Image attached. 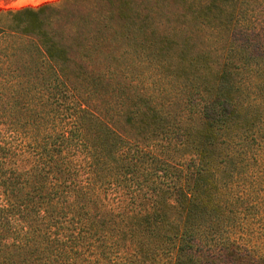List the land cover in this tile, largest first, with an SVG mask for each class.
Masks as SVG:
<instances>
[{
  "label": "trees",
  "instance_id": "16d2710c",
  "mask_svg": "<svg viewBox=\"0 0 264 264\" xmlns=\"http://www.w3.org/2000/svg\"><path fill=\"white\" fill-rule=\"evenodd\" d=\"M258 1L0 9L24 38L0 111L5 87L67 95L60 119L0 118V264H264Z\"/></svg>",
  "mask_w": 264,
  "mask_h": 264
},
{
  "label": "rangeland",
  "instance_id": "374dc122",
  "mask_svg": "<svg viewBox=\"0 0 264 264\" xmlns=\"http://www.w3.org/2000/svg\"><path fill=\"white\" fill-rule=\"evenodd\" d=\"M49 1H57V0H40V2L36 3H27L23 5H16L18 0H0V9H15L23 6H37L44 2ZM259 2V1H258ZM261 2L256 3L255 13H252L253 17L248 16V20L250 18L251 23H247V31L250 30V37L253 38L252 31H256L255 39L261 40L264 44V8L260 5ZM0 25L3 26V33L0 36V53L4 55L10 54L18 57H22L23 50L20 48V44L23 43V37L15 32H11L8 29V17L6 15H0ZM232 51H229V48ZM228 54L236 57V52H238V47H235V43L232 42L230 46L227 48ZM6 50H9L6 52ZM11 68V65L4 64L0 66V76L3 72H6L7 69ZM150 66L144 63V82L148 81L146 77V72L149 70ZM16 89H10L5 87L3 91V95L1 96V109L0 118H8L11 115H16L20 119L22 118H33V117H45L48 119H60L64 115V110H57V107L65 108L66 102V93L64 90H61V94L59 98L55 95L52 96L51 93L47 91H42L37 93L36 90L32 91L30 89L23 88L21 86H17ZM253 99V98H252ZM12 112L14 113H11ZM264 128V124L262 125ZM261 167H258L257 174H255V179L257 183L260 184V188L262 189L259 195L264 198V162H260ZM260 234L255 238V245L258 249V252L264 254V224L258 228Z\"/></svg>",
  "mask_w": 264,
  "mask_h": 264
},
{
  "label": "bare ground",
  "instance_id": "6f19581e",
  "mask_svg": "<svg viewBox=\"0 0 264 264\" xmlns=\"http://www.w3.org/2000/svg\"><path fill=\"white\" fill-rule=\"evenodd\" d=\"M36 2L39 3L40 0H18V2L16 3V5H23V4H27V3H36Z\"/></svg>",
  "mask_w": 264,
  "mask_h": 264
}]
</instances>
